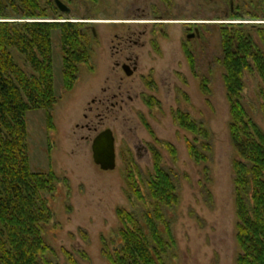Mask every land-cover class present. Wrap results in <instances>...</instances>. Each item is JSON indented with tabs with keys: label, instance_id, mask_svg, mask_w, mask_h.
Returning a JSON list of instances; mask_svg holds the SVG:
<instances>
[{
	"label": "rangeland",
	"instance_id": "374dc122",
	"mask_svg": "<svg viewBox=\"0 0 264 264\" xmlns=\"http://www.w3.org/2000/svg\"><path fill=\"white\" fill-rule=\"evenodd\" d=\"M39 1L47 15L43 22L85 23L91 42L90 62L80 66L77 82L67 91L61 33H53L58 101L51 119L44 111L26 117L32 172L52 173L59 180L47 199L53 219L43 227L51 249L45 264H111L106 253L121 244L119 211L140 207L127 177L149 179L157 159L178 185L179 205L166 211L176 245L166 264H237V155L229 132L221 26L264 24L258 0L248 6L258 18L241 20L232 14L243 0H234L233 12L230 0H61L70 15L61 13L55 0ZM130 56L138 57V68L127 76L122 66ZM14 57L32 76L24 58L16 52ZM246 84L245 107L264 131L260 81L248 76ZM180 113L209 132L208 164L191 158L190 144L200 147L201 141L177 123ZM107 129L114 133L117 153V167L110 172L95 165L92 152L93 141ZM206 168L211 204L202 184Z\"/></svg>",
	"mask_w": 264,
	"mask_h": 264
},
{
	"label": "trees",
	"instance_id": "16d2710c",
	"mask_svg": "<svg viewBox=\"0 0 264 264\" xmlns=\"http://www.w3.org/2000/svg\"><path fill=\"white\" fill-rule=\"evenodd\" d=\"M243 2L234 10L233 19L251 15L248 6H254L252 0ZM256 6L264 19V0H258ZM251 16L258 18L257 10ZM46 17L39 0H0V264H45L51 251L44 241L43 227L53 219L47 199L56 193L59 180L52 173L32 172L26 117L29 112L44 111L51 119L58 101L53 33H61L67 91L77 82L80 66L91 59L85 23L43 22ZM221 28L229 132L237 155L234 193L241 249L237 264H264V131L244 103L246 79L255 76L260 81L258 98L264 118V24L228 23ZM15 52L30 66L32 76L16 62ZM203 90L208 93L207 85ZM177 123L201 141L200 147L189 146L194 162L208 164L212 147L205 126L181 113ZM205 175L202 184L211 204L208 168ZM127 186L140 205L139 211H119L121 244L106 256L111 264H166L176 248L166 211L179 205L177 180L157 159L152 177H127Z\"/></svg>",
	"mask_w": 264,
	"mask_h": 264
},
{
	"label": "water",
	"instance_id": "95a60500",
	"mask_svg": "<svg viewBox=\"0 0 264 264\" xmlns=\"http://www.w3.org/2000/svg\"><path fill=\"white\" fill-rule=\"evenodd\" d=\"M55 4L61 13L70 15L71 9L65 5L60 0H55ZM230 7L233 12L234 9V0H230ZM11 22V21H7ZM94 35L95 31H93ZM197 35H199V31H196ZM195 35H190L188 38L192 39ZM123 70L125 71L127 76H132L133 71H130L128 66H123ZM93 152V160L95 165H97L102 171L110 172L114 171L117 167V153H116V139L113 131L107 129L100 133L92 145Z\"/></svg>",
	"mask_w": 264,
	"mask_h": 264
},
{
	"label": "flooded vegetation",
	"instance_id": "af4514ba",
	"mask_svg": "<svg viewBox=\"0 0 264 264\" xmlns=\"http://www.w3.org/2000/svg\"><path fill=\"white\" fill-rule=\"evenodd\" d=\"M61 1V0H60ZM197 31V29L195 30V32ZM135 46H138L139 45V41L138 42H135L134 44ZM127 63L129 64H125L123 66H128L130 68V71H133V73L137 70L138 68V57L137 58H134L133 56H130V57H127ZM119 65V64H117ZM123 66H122V69H123ZM124 71V70H123ZM125 72V71H124Z\"/></svg>",
	"mask_w": 264,
	"mask_h": 264
}]
</instances>
